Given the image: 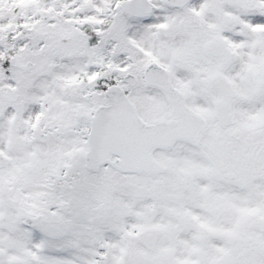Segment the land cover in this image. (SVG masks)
Returning <instances> with one entry per match:
<instances>
[{
    "label": "snow or ice",
    "instance_id": "snow-or-ice-1",
    "mask_svg": "<svg viewBox=\"0 0 264 264\" xmlns=\"http://www.w3.org/2000/svg\"><path fill=\"white\" fill-rule=\"evenodd\" d=\"M0 264H264V0H0Z\"/></svg>",
    "mask_w": 264,
    "mask_h": 264
}]
</instances>
